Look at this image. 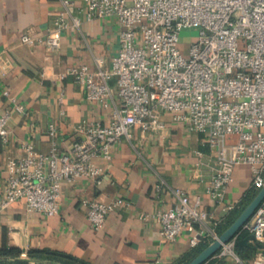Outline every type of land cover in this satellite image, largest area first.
<instances>
[{"label": "built area", "instance_id": "built-area-1", "mask_svg": "<svg viewBox=\"0 0 264 264\" xmlns=\"http://www.w3.org/2000/svg\"><path fill=\"white\" fill-rule=\"evenodd\" d=\"M62 3L63 10L45 37L26 30L20 40L56 51L66 30L82 26L81 12L87 21L115 18L120 31L112 69L93 71L83 64L71 66L66 73L85 87L88 100L113 110L111 121L80 122L65 151L55 141L50 153L39 151L33 142L24 143L23 155L7 163L0 215L20 201L30 212L60 214L64 184L87 179L96 187L102 185L108 173L95 158L110 160L112 147L131 140L136 127L143 134L164 130L162 112L171 113L191 132L208 136L216 167L206 191L217 207L235 209L226 199L238 166L250 167L252 189L259 192L264 187V0H87L85 8L76 10L72 1ZM193 27L200 28L199 39L185 55L179 47L180 33ZM112 78L116 87L109 84ZM4 95L11 98L8 89ZM11 99L17 110H26ZM11 117V111L0 115L4 142L10 139ZM48 132L55 138L56 125L51 124ZM201 165L202 161L197 167ZM173 193L176 205L146 213L144 219L155 220L166 241H176L187 228L197 230L193 247L217 240L221 234L215 213L181 188ZM130 205L123 197L82 200L88 224L95 230L106 225L112 212ZM248 235L255 236L251 242L259 249L254 264H264V201L215 258L251 264L237 250Z\"/></svg>", "mask_w": 264, "mask_h": 264}, {"label": "crops", "instance_id": "crops-1", "mask_svg": "<svg viewBox=\"0 0 264 264\" xmlns=\"http://www.w3.org/2000/svg\"><path fill=\"white\" fill-rule=\"evenodd\" d=\"M70 1L74 10L87 6V0ZM62 10V0H0V115L12 112L10 139L4 142L0 138V199L5 193L7 163L23 155L24 143L33 142L39 151L50 153L55 141L65 151L80 122L111 121L113 110L88 100L85 87L66 73L71 66L83 64L93 71L112 69L120 31L115 18L87 21L81 12L82 26L66 30L56 51L20 40L26 30L45 37ZM109 84L116 87V78ZM5 89L11 98L26 106L25 111L17 110L12 99L4 95ZM162 120L166 124L164 130L143 134L136 127L131 140L112 147L110 160L95 158V163L108 173L99 187L87 179L65 183L60 214L30 212L25 201L4 210L0 215V249H50L89 264L191 262L205 243L192 246L195 228H187L179 239L170 242L161 236L160 225L153 219L145 220L143 215L176 205L173 189L181 188L189 192L192 200H202L203 207L215 213L220 228L227 216L255 191L251 188V169L238 166L235 170L226 199V204H234L235 209L217 207L206 191L216 167L208 136L191 132L186 125L175 122L169 112H162ZM51 124L57 127L55 138L48 132ZM200 161L202 165L197 167ZM161 182L165 184L159 189ZM118 197L131 205L112 212L102 229H93L82 200L111 201ZM237 250L248 263L254 264L259 258V249L253 242ZM228 263L214 256L206 264Z\"/></svg>", "mask_w": 264, "mask_h": 264}, {"label": "trees", "instance_id": "trees-1", "mask_svg": "<svg viewBox=\"0 0 264 264\" xmlns=\"http://www.w3.org/2000/svg\"><path fill=\"white\" fill-rule=\"evenodd\" d=\"M258 194L255 190L242 201L239 208L232 211L226 218L225 223L219 228V233L222 234L229 226H231L241 215L244 209ZM209 242L201 244L198 253L209 246ZM89 264L86 261L79 259L69 253L59 252L50 249L24 251L21 249H0V264Z\"/></svg>", "mask_w": 264, "mask_h": 264}, {"label": "water", "instance_id": "water-1", "mask_svg": "<svg viewBox=\"0 0 264 264\" xmlns=\"http://www.w3.org/2000/svg\"><path fill=\"white\" fill-rule=\"evenodd\" d=\"M263 201L264 187L258 192L251 203L244 209L237 220L231 226H229L217 240L210 243L209 246L203 249L202 252L188 264H206L210 259H212L222 249L223 245L228 243L233 237H235L242 230L245 224L252 219L253 215ZM254 240V235H248L238 243V247L242 248L245 245H248L249 242Z\"/></svg>", "mask_w": 264, "mask_h": 264}, {"label": "rangeland", "instance_id": "rangeland-1", "mask_svg": "<svg viewBox=\"0 0 264 264\" xmlns=\"http://www.w3.org/2000/svg\"><path fill=\"white\" fill-rule=\"evenodd\" d=\"M199 35H200L199 27L185 28L180 33L179 47L185 55L189 54L192 44L198 41ZM42 264H45V263H42Z\"/></svg>", "mask_w": 264, "mask_h": 264}]
</instances>
